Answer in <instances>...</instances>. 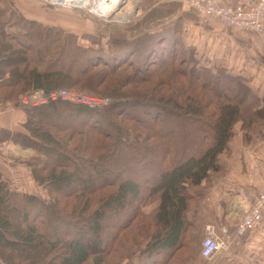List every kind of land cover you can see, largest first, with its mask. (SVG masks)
<instances>
[{
  "label": "trees",
  "instance_id": "16d2710c",
  "mask_svg": "<svg viewBox=\"0 0 264 264\" xmlns=\"http://www.w3.org/2000/svg\"><path fill=\"white\" fill-rule=\"evenodd\" d=\"M19 20L26 25L23 31H6V20L0 18V47L20 58L0 70V101L61 85L101 92L112 101L103 109H90L49 99L25 107L24 131L0 130V141L24 148L49 150L51 140L56 144L51 166L44 160L36 165L37 156L25 162L49 191H58V180L66 178L59 195L64 200L47 203L36 195L20 198L0 173V264H122L118 240L138 216L148 218L145 229H138L146 240L142 264L168 259L183 244L192 224L187 212L200 188L222 174L235 125L240 124L245 141L255 122L264 126V95L253 92L244 76L194 67L195 58L187 52L180 56L178 44L167 47L156 40L178 42L172 28L127 42L112 40L104 51L80 44L75 33L59 27ZM10 54L5 60L12 59ZM132 55L138 59L130 60ZM177 56L185 66L176 62ZM52 115L57 118L50 120ZM79 116L84 121L70 120ZM92 132L99 136L95 151L90 150ZM64 166L77 175H60ZM40 168L48 172L45 177ZM81 176L89 183H78ZM96 190L102 195L93 197Z\"/></svg>",
  "mask_w": 264,
  "mask_h": 264
},
{
  "label": "crops",
  "instance_id": "0c3cea01",
  "mask_svg": "<svg viewBox=\"0 0 264 264\" xmlns=\"http://www.w3.org/2000/svg\"><path fill=\"white\" fill-rule=\"evenodd\" d=\"M224 1L232 3L234 0ZM140 2L139 10L135 9L136 11L133 12L135 17L129 20L127 26L113 28V25L107 26L96 23L92 26L95 28L100 26V29H89V26L82 25L79 30H65V28L74 27L73 15L50 13L47 6L37 1L31 4L25 0H13L16 10H18L16 3H19L18 6L27 8L26 11L30 13L22 12L19 14L20 17L38 21L45 24L44 26L59 27L65 33H75L79 39L96 35L95 32H97L100 33L97 34L100 37L127 42L144 33L155 32L161 27H167V24L178 20L192 32L191 35L194 39L199 40L200 37L207 40V50H209L210 56H215L214 62L218 58L232 53L231 56H237L235 64L241 66V69H251L255 73L258 72V74L253 73L254 78L247 77V80H249L251 90L259 97L264 95V35L261 38L249 31L229 28L215 18L203 20L179 0H141ZM80 44L86 46L83 43ZM243 54L246 56L244 57L245 62L242 60L239 63L238 57L239 55L243 56ZM249 57H252L254 61H250ZM262 89L263 91L260 93ZM7 101L10 100H6L5 107L0 108V130L24 131L23 123L28 114L18 106L9 104L11 101L9 103ZM2 142L17 145L12 140H2L0 144ZM228 146L230 152L225 159L222 174L214 178L208 187L200 188L201 194L198 200L189 206L187 212L188 218L194 213L198 215V222L202 227L210 221L232 226L239 212L248 206L253 193L264 189V127L260 123L253 124L249 138L245 141L241 126L238 123L234 127V133ZM11 162V160L5 161L0 152V173L3 176H8V174L10 176ZM260 233L264 235V221ZM244 245L243 238H241L233 246L239 247L241 252ZM228 255L230 254L226 255L225 261L229 259ZM127 261L129 264L133 261V257ZM198 261L193 264H200ZM214 263L220 264V257L216 258Z\"/></svg>",
  "mask_w": 264,
  "mask_h": 264
},
{
  "label": "rangeland",
  "instance_id": "374dc122",
  "mask_svg": "<svg viewBox=\"0 0 264 264\" xmlns=\"http://www.w3.org/2000/svg\"><path fill=\"white\" fill-rule=\"evenodd\" d=\"M25 1L27 3H31V4L36 2V1L39 3H42L43 5L47 6L50 9V13L57 12L60 14L73 15L74 16L73 19L75 20L74 27L72 26V28H65V30L66 29H78L79 30V29H81L82 25H85V27H86V25H87V27L89 26V29H96V28L100 29V26L96 27V28L94 26H92L93 24H96V23H101V24L107 25V26L113 25V28L114 27L127 26L129 23V20L133 19L135 17V14L133 12H131L130 16H128V17H125L123 15L128 10L133 9V7H134L133 3H136L135 4L136 10H139V8L141 6V2H140L141 0H121V3L118 4L117 9H115V11H113V12L111 11L112 13L110 12V13H108V15H106V13L101 12L102 9L97 10L93 7L95 3H97V5L99 7L100 0L99 1H97V0H84L83 4H77V5H69V4H65V3H64L65 5H64L62 3H54L52 0H25ZM17 4H19V3H16V7H18V10L15 9L14 4H13V0H0V18L3 22H4V20H6V22L3 23L5 28H6V31H7V29L8 30L13 29V31L19 32V31H23L24 26H26L24 24V22H19L20 21L19 19L24 18V17H20L19 14L22 12H25L27 14H30V13L28 11H26L27 8H25V7L23 8L21 6H18ZM188 9L192 10L189 7H188ZM136 10H134V12ZM41 24L43 26L45 25L43 23H41ZM44 27H47V26H44ZM168 28H172V30L174 32L173 34L175 35V37H177L178 42H176L174 40H169L170 42L165 41L163 43V41H161V40H158V39H156V40L159 41L160 43L164 44L167 47L178 44V49L180 50V53H179L180 56L183 54H186V56H187V53H188V55L191 56V58H195V60L192 61V65L194 67H199V68L206 67L209 70H213L212 72H215L219 68H224V69H226V71L231 72L233 74H240V75L244 76L246 79H247V77L248 78H251V77L254 78L253 73L258 74V72L255 73L251 69H248V70L241 69L242 68L241 66L236 65L235 60H237V56H235V55L231 56L232 53L227 54V55L223 56L222 58H218L214 62L215 56L214 57L210 56L209 50H207V40L201 39L200 37H199V40L194 39V37L191 35L192 32L190 30L186 29V27H184L180 21L175 20L174 22L167 24V27H164V28L161 27L159 29V31L164 30V29H166L168 31L169 30ZM229 28H231V27H229ZM239 30H244V29H239ZM244 31H249L251 33H255V32L250 31V30H244ZM95 33H96V35H93V36H87V37H83L81 39L78 38V42L83 43L88 47L101 48L104 51H108L109 47H110L109 43H111L112 40L109 38H103V37L98 36L97 34H100V33H97V32H95ZM255 35H258V37L260 36L261 38H263L264 33L263 34L255 33ZM160 46L161 45L159 44L158 47L160 49H162V47H160ZM5 49L6 48L3 46L0 47V60H1L0 61V70L1 69H3V70L8 69L11 66L10 62H14V60L16 62V60L20 59V58L17 59L16 56H13L12 51H8L9 48L7 50H5ZM141 51H138V52L140 53ZM8 54H10L9 56L12 57V59L9 61L5 60V58L3 57L4 55L7 56ZM134 57H135V55H132L130 60L131 59L134 60ZM244 57H246L244 54H243V56L239 55L238 62L240 63V61H242V60H243V62H245ZM176 58H177L176 62L179 63L178 56ZM250 58H252V57H249L250 61H254L253 58L252 59H250ZM135 59L136 60L138 59V55H136ZM179 64H180V66L186 65V64L184 65L183 63H179ZM143 66H144V64H143ZM250 74H252V75H250ZM116 76H117V74L114 73L113 77H116ZM5 81H7V80H5ZM263 81H264V79H263ZM247 83L249 85V80H247ZM130 85L132 86V84H129V86ZM38 89H40V88H38ZM59 89L82 91V92L89 93L92 95H97V96H107L110 99V101H112V98L110 95L100 94L101 92L98 94V93H95L93 90L89 91V90H80V89H76V88H66L65 85H61L59 87ZM59 89H52V90H59ZM34 90H32V91H34ZM262 91H263V89L260 91V93H262ZM31 92H29V93H31ZM23 94H28V93L19 94L16 97V101H11V102L7 101V102L8 103L10 102L9 104H13L15 106H18L20 109L24 110L25 107L20 106L18 103L19 96L23 95ZM61 101H63V100H61ZM66 102H69V101H66ZM69 103H72V102H69ZM73 104H78V103H73ZM5 105H6L5 101H0V108L5 107ZM13 105H10V106H13ZM36 106H38V105H36ZM27 107H30V106H27ZM61 108H62V112L66 113L65 115H70L71 111L69 112V109L65 105H62ZM103 108H100V109H103ZM133 108H134V106H133ZM136 108L138 109L139 107L136 105ZM158 109H159L160 113L164 111V108H158ZM58 116H60V115H58ZM81 117L80 116L78 118L74 117L75 119L73 118V120L72 119H70V120L72 122L74 120L75 121L77 120L79 122V121H81V119H83L82 121H84V117L83 118H81ZM56 118H57V116L52 115L50 120H55ZM98 121L101 124V126H105L104 121H102V120H98ZM256 123H260V122H255L254 124H256ZM74 137L77 138L80 136L75 134ZM89 140H90V150L92 149L93 151H95V149L98 148L97 143H96V141L99 140L98 134L92 132V136L90 137ZM108 140H109V138H107V141ZM50 141L51 140L47 141V144L51 145V147H52L49 150H44V149L39 148V147L36 148V146L24 148L18 144L13 145V144L9 143V145L13 146L14 149L17 148V151L19 154L18 156H13L4 150V148H5L4 143H8V142H2L0 144V152H1V155L4 157V160L7 162H8V160L12 161L11 162L12 169L10 171V176H9V174H8V176H3L2 174L1 175L7 181V185L9 187L10 191H12L14 194L17 193V195H19L20 198L22 197V195H36L38 198H40L41 200H43L47 203H49L50 201L53 202L52 198L64 200V198H60L59 195L63 194L61 192V190H62V186H64L66 184V178L62 179L60 181L58 180V182L60 183V186L57 187L58 191H53V190L49 191L48 183H46L45 180L44 181H42V180L36 181L35 180L36 174L34 176L35 172H32L28 163L25 162V160H27L31 157L36 158V156H37V158L39 160L35 161L36 165H38L40 161L44 160L45 163H48V165L51 166L52 162H53V158L55 156L54 149L56 148V144L53 142H50ZM53 154H54V156H53ZM85 156H89V155L85 154ZM78 163L82 165L83 169H87V166L84 164V162H82L80 160V161H78ZM104 165H106V163H103V166ZM37 168H39V167H37ZM41 168H40V173H42L41 176L45 177L44 175H46L48 173L47 172L48 167H47V171H45L44 169H43L44 170L43 171ZM72 171H73V169H71L67 166H64L63 169H61L59 173H60V175L70 174L71 177H75L77 174L73 175ZM133 173H135V172H133ZM42 177H41V179H43ZM145 177H146L145 179L148 180V176L146 175ZM79 180L80 181H78V183L81 182V183L85 184L86 180H87V183H89V179H87V177H85V176H81V178ZM63 189H65V188H63ZM263 190H259L255 193H253V195L251 196V199L249 201L248 206L250 205L251 200H253L254 197L257 195V193L260 191H263ZM102 192H103L102 190H100V191L96 190L92 196L93 197L101 196ZM151 202H152V200H150V202L144 207L145 214H147V212L150 211L151 205L153 204ZM248 206H246L244 209L241 208L242 210L237 215L235 222L232 226L225 224V223H215V222L210 221V222L205 223L202 227V226H200L201 224L198 222V215H195V213L193 215H190L189 219H191L192 224L188 227V229H186L183 244L180 247L173 249L171 251L168 259L165 260L164 258L159 257L157 260L155 259L156 262H154V264H182V261H180V259H182V258L185 259L183 264H191V263L193 264V263H196L198 261V256L200 259L198 262L200 264H213L215 262L216 258H219V257H220V264H264V235L260 233V229L262 228L263 221H264V212H263V221L258 228L253 229L251 231H248L247 233H245L240 238H237L236 240H234V242L229 246V248L220 249L217 253H215L214 258L212 257L211 260L202 257L200 255V252H199L201 239L204 235V228L207 224H213L216 227L225 226L231 232L234 230L235 225L239 219V216L241 215V213L245 209L248 208ZM34 209H35V206H32V210H31L32 215H33ZM67 210H69V208H67ZM36 215L37 214L34 213L33 216H36ZM32 219H34V218H32ZM147 221H148L147 217L138 216L136 218V220L132 223V225L130 227H128V229H126L125 232H123V234H121L122 238L120 237V239L118 240V241H120L119 244L121 245V247L119 246L118 248H121L120 252H122L124 254V260L120 258L121 260H123L122 264H124L125 262L128 263L127 260L129 258H132V257H133V261L131 264H142L143 257L144 258L146 257L145 256L146 253L144 254L142 252L143 247L146 243V240L143 239L144 233L143 232L139 233L138 229H141V226H142V229L144 230L145 229L144 223H147ZM77 225L80 227H84L83 224H77ZM12 228L13 227H11L10 229H12ZM8 234H9V236H11L10 231H8ZM11 237L15 239L14 236H11ZM241 238H243L245 245L242 247L243 249L240 252L239 247L237 248V246L234 247L233 245L237 240H239ZM134 242L135 243L137 242L139 245H135ZM228 253L230 254V255H228L229 259L227 258L228 260L225 261V259L227 257L226 255ZM120 259L118 258L117 262L120 261ZM140 259H141V261H140ZM223 259H224V262L221 263V261ZM145 263L147 264V261ZM214 264H216V263H214Z\"/></svg>",
  "mask_w": 264,
  "mask_h": 264
},
{
  "label": "built area",
  "instance_id": "2783aa9c",
  "mask_svg": "<svg viewBox=\"0 0 264 264\" xmlns=\"http://www.w3.org/2000/svg\"><path fill=\"white\" fill-rule=\"evenodd\" d=\"M191 8L203 20L219 19L226 26L235 29L250 30L257 34L264 33V0H234L232 3L224 0H179ZM49 99H59L86 105L90 109H100L110 103L107 96H97L75 90L35 89L31 93L19 96L18 103L22 107L36 106L46 103ZM4 150L13 156H18L17 148L4 143ZM264 190L257 193L250 205L245 209L233 231L225 226L216 227L207 224L200 243V255L210 259L220 249L229 246L248 231L256 229L263 221Z\"/></svg>",
  "mask_w": 264,
  "mask_h": 264
},
{
  "label": "bare ground",
  "instance_id": "6f19581e",
  "mask_svg": "<svg viewBox=\"0 0 264 264\" xmlns=\"http://www.w3.org/2000/svg\"><path fill=\"white\" fill-rule=\"evenodd\" d=\"M52 1L54 3H62V4L65 3V4H69V5H77V4H83L84 3L83 2L84 0H52ZM97 1H99V0H97ZM119 3H121V0H100L99 7H98L97 3H95L93 7L97 10L102 9L101 12H104V13H106V15H108V13H110L111 11L113 12V11H115V9H117ZM133 4H134L133 9L128 10L123 16L128 17V16H130L131 12H134L136 3H133Z\"/></svg>",
  "mask_w": 264,
  "mask_h": 264
}]
</instances>
